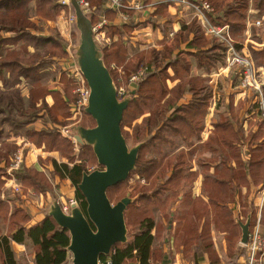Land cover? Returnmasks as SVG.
I'll return each mask as SVG.
<instances>
[{"label":"trees","instance_id":"trees-1","mask_svg":"<svg viewBox=\"0 0 264 264\" xmlns=\"http://www.w3.org/2000/svg\"><path fill=\"white\" fill-rule=\"evenodd\" d=\"M85 1L89 4V11L81 7L95 26L97 17L93 6L100 11L108 0ZM188 1L200 8L203 2L209 3L213 12L203 10V14L211 25L228 26L229 37L236 47L240 46L237 42L243 40L250 5L264 12V0ZM123 7L122 4L120 9L124 12L128 10ZM71 8L75 14L73 6ZM63 10L68 11V7L57 0H0V127H8L0 129V163H10L19 147L2 138L8 130L21 132L28 141L46 151H59L68 162L54 161V173L71 180L85 212L86 202L78 184L84 172L102 167L92 148L80 144L79 152L75 154L74 144L62 138L56 126L36 130L32 125L39 118L44 119L45 125L47 120L63 125L65 122L61 123L59 117L70 118L72 104L77 100L74 82L64 73L60 77L62 90H51L44 79L43 69L53 57L66 55L60 40L57 36L32 32L36 29L33 17L54 20ZM124 27L131 31L134 24ZM73 31H77L75 23ZM183 44L186 49L181 48ZM156 45L161 48L148 47L128 58L124 32H121L118 40L109 46H99L117 88H128L134 74L142 68L147 70L136 84L135 93L130 91L128 94L131 101L121 123L128 144H141L136 169L126 181L108 189L113 204L127 196L134 199L125 213L129 233L134 234L126 243L116 244L115 252L111 254L112 264H129L135 260L139 264H152L153 243L158 232H163L156 227L153 209L157 207L166 219H170L171 208L179 201L186 207V212L180 216L185 219L177 224L174 232L176 244L188 246L200 237L213 264H219L209 234L211 223L207 220L206 227L198 234L197 222L210 215L208 206L213 204L211 221L216 229L227 232L228 249L232 250L238 243L241 237L239 225L224 204L234 199L237 187L250 189L264 185V120L245 137L235 124L238 112L230 106L229 113L221 115L215 123L208 140L194 146L193 140L200 138L204 127L212 89L204 77L191 74L189 57L196 58L197 69L210 72L226 62L228 43L217 36H208L201 21L194 18L172 37L166 35ZM30 47L35 50L31 51ZM251 54L256 65L264 67V48H252ZM168 81L176 83L170 87ZM25 88L27 97L23 95ZM186 93L192 94L191 101L179 104ZM48 96L53 98L52 105L47 102ZM78 125L91 128L96 122L85 112ZM250 126L253 122L249 123ZM207 151L212 153L211 157L203 156ZM194 162L205 172L203 189L209 203L200 197H191L190 187L198 176L193 170ZM4 172L5 169L0 167V189L4 184L1 179ZM17 178L24 192L32 188L38 193L53 191L48 176L37 169L23 166L17 171ZM13 215L19 222L29 220V216L19 209ZM154 228L157 229L155 235L152 233ZM27 236L38 248L36 264H64L67 261L69 234L52 217L47 216L29 229L20 226L11 237L23 241ZM0 250L11 264L12 251L7 237L3 245L0 243ZM240 253L245 255L246 249H241ZM102 259L106 260V256Z\"/></svg>","mask_w":264,"mask_h":264},{"label":"crops","instance_id":"crops-1","mask_svg":"<svg viewBox=\"0 0 264 264\" xmlns=\"http://www.w3.org/2000/svg\"><path fill=\"white\" fill-rule=\"evenodd\" d=\"M57 1L58 3L65 4L68 10L70 9V0ZM122 4L124 5L123 8L128 9L127 11L124 12L120 7L110 8L106 1L102 5L100 11H98L95 5L93 6L95 9L93 13L96 14L97 17V22L94 26L96 30L94 33L95 36L98 35L99 37V41H96L99 46H109L112 42L118 40L119 33L124 32V45L129 51L128 58L137 51L148 47H157L160 49L161 47L156 45L159 40L163 39L166 35L169 36V38L172 37L183 25L189 23L194 18H198L202 23L207 20L203 14V10H200L197 5L189 1L187 3L188 5H182L177 0H122ZM66 13L67 11L63 10L54 20L33 17L36 29H33L32 32L42 36H57V39L60 40L61 46L66 53L63 57H53L52 62L43 69L44 75L46 73H53L54 75L51 79H45L44 77L46 84L51 90H62L63 83L60 81L61 74L64 73L66 77L70 78L66 69L73 63L70 51L75 48V44L73 47H70L71 37L75 40L77 34L68 27L64 19V14ZM261 18H263V26H255L253 22ZM129 23H133L134 28L131 31H126L124 26ZM207 35L209 34L207 33ZM237 43L240 45L237 47L239 50L243 49L247 51L252 48L262 50L264 48V12L261 13L259 9L253 7L252 4L250 5L246 17V28L243 34V40ZM132 47L134 51L130 52ZM181 48L186 49V45L183 44ZM30 50L34 51L35 49L30 47ZM179 50L180 49H177V51ZM73 51H75V49ZM189 61L191 62V74L204 77L212 89V95L204 120V127L200 134V138L193 140L194 146L208 140L210 134L213 132L215 123L221 115L229 113L230 106L235 108L238 112V122L235 124L242 130L245 137L249 134L250 130H256L259 122L264 120L262 112L257 108V101L260 100V96L264 101V67L262 65H256L260 70V79L263 81L262 93L253 92L250 96L249 92L251 91H244L234 87V81L237 77L232 70L227 68L226 62L218 65L210 72H205L203 69H197V62L194 56H190ZM170 73L173 74V71L170 70ZM168 83L169 86L172 87L175 85L176 81H168ZM0 86H2L1 81ZM135 88L136 85L128 86V89L133 92ZM23 95L25 97L28 96V90L26 88L23 89ZM65 99L67 100V98ZM191 99L192 94L186 93L179 101V104L188 103ZM47 102L52 105L53 98L48 96ZM42 113H44V111H42L41 114ZM258 116H260V118H258ZM70 118L60 116V122L65 123L59 126L54 123H49V120H47V125H45L44 119L42 118L37 119L32 125L36 130L45 127L54 128L55 126L59 129L67 125L70 122ZM251 122H253V126L249 127V123ZM78 126L79 125H77V127ZM1 128L8 129L6 125L0 127V129ZM8 131L3 134V139L13 142L16 141L18 145L24 141L23 137L22 139L19 137L20 132ZM11 137H17V139L11 140ZM61 137L68 139L62 135ZM31 143L26 145L25 166L44 172L53 184V191L38 193L32 188L28 190V192L22 191V193H16L12 188V182L9 181L7 172L9 163H0V167L6 171L1 177L4 184L0 189V243L3 245L5 237L10 241V249L13 258L11 264H36V255L38 252V248L34 245L30 237L27 236L23 241H16L12 239V233L20 226L29 229L44 221V219L49 216L48 210L53 201H59L62 206L64 201L70 198H77L76 187L73 186L71 180L62 179L54 173V161L61 163L68 162V159L63 157L57 150L46 151L43 147H37L34 143ZM78 152L75 151V154ZM203 156L211 157L212 153L207 151ZM193 170L198 172V176L190 187L191 197L194 199L200 197L206 203H209V197L203 189L205 172H202L201 167L196 162L193 163ZM210 171H212V169ZM209 174L212 175L213 172H209ZM237 188L234 199L224 204V206L231 211L230 215L232 219L237 222L241 231V237L232 250L228 249L227 232L216 229L215 224L211 221L213 218L211 213L212 209H214L213 204L210 203L208 206L210 215L197 222L198 234L206 227L207 220L211 223L209 234L211 235L213 249L216 254L215 256L219 260V264H246L244 253H240V250L245 248L244 244L241 243V223H245L249 218L251 219V224L256 223L258 219H260L261 223V219H263L261 225L264 230V185H259L256 188L250 189L245 186ZM180 197L182 198V196ZM133 200L132 198V201ZM17 209L29 216L27 222H19V220L14 217L13 214ZM153 212L155 215L156 227H160L163 232H158L153 243L152 251L155 252V254L151 262L152 264H213L200 237L198 241H194L188 246L176 244L174 232L177 224L185 219H181L180 216L186 212V207L183 206L181 201L171 208L170 219H166L165 216L159 212L157 207L153 209ZM129 232L128 227V237L132 239L134 233ZM156 232L157 229L154 228L152 233L155 235ZM111 254H113V252ZM111 254L106 259L112 263ZM0 264H9L2 250H0ZM64 264H72V254L69 251L68 259ZM129 264H139V261H130Z\"/></svg>","mask_w":264,"mask_h":264},{"label":"water","instance_id":"water-1","mask_svg":"<svg viewBox=\"0 0 264 264\" xmlns=\"http://www.w3.org/2000/svg\"><path fill=\"white\" fill-rule=\"evenodd\" d=\"M75 10L77 42L75 56L80 71L90 88L85 112L96 122L91 128L78 126L76 139L90 146L101 168L84 172L78 190L86 202V211L79 205L65 213L59 201L50 205L48 215L69 233L68 251L72 264H107V259L118 243H126L128 227L126 210L132 202L127 196L113 204L108 189L126 181L136 169L141 144L130 147L121 123L131 97L120 98L118 88L105 64L95 40L94 26L78 0H70ZM135 93V91L133 92ZM251 219L241 223V243L249 240Z\"/></svg>","mask_w":264,"mask_h":264},{"label":"built area","instance_id":"built-area-1","mask_svg":"<svg viewBox=\"0 0 264 264\" xmlns=\"http://www.w3.org/2000/svg\"><path fill=\"white\" fill-rule=\"evenodd\" d=\"M80 5L85 7V10L89 11V4L85 0H78ZM180 4L186 3V0H179ZM65 3V2H64ZM110 8H121L122 0H108ZM200 10H207L209 12H213V8L209 3L203 2L202 8L198 6ZM75 14L71 15V21L74 19L75 23ZM253 24L257 27H262L263 22L261 19H258L253 22ZM96 27H94V31ZM210 34L219 37L222 41H226L228 43L227 49V57H226V66L229 70H232L236 75V80L234 81V87L241 90H254L257 93H262L263 81L260 79V70L256 66L254 59L247 53V51L243 49H237V47L232 43L231 38L229 37V27L228 26H215L212 25L209 29ZM98 35L95 36V40H98ZM76 48L75 41L71 40L70 47L74 46ZM74 48V49H75ZM72 49L70 51L71 58L73 63L70 67L66 69L68 76L74 82V91L77 95V100L74 104H72V116L70 118V122L59 128V132L63 137L68 138L74 144L75 151H79L80 143L76 139L75 129L77 125L85 115V109L88 106L89 98H90V88L85 79L84 75L79 69L77 64L75 51ZM147 70L140 69L136 74H134L130 79L129 85L138 84ZM130 89L128 88H118V95L120 98H125L128 96ZM258 110L264 113V101L260 96V100L257 101ZM24 163V149H18L17 152L13 155L10 168H8L9 181L12 182V188L16 193H22L21 184L16 180V173L21 169ZM93 171V169H89L88 172ZM74 205H79V201L77 198H70L67 201H64L62 204V210L65 213H69L71 211V207ZM245 254V262L246 264H264V230L260 223V219L256 221V223L251 227L249 232V240L246 245ZM115 252V249L112 251ZM107 264H112L109 260H107Z\"/></svg>","mask_w":264,"mask_h":264},{"label":"rangeland","instance_id":"rangeland-1","mask_svg":"<svg viewBox=\"0 0 264 264\" xmlns=\"http://www.w3.org/2000/svg\"><path fill=\"white\" fill-rule=\"evenodd\" d=\"M165 1H167V0H165ZM177 1H179V0H177ZM188 3V1L186 0V3H182V5H188L187 4ZM72 6H71V3H70V9L67 11V13L66 14H64V19H65V21H66V23H67V25H68V27L70 28V30L72 31L73 30V25H74V19H73V21H71L72 19H71V15H74L73 14V12H72V8H71ZM75 17V16H74ZM76 19V18H75ZM261 21L263 22V18H261ZM201 23H202V21H201ZM203 26H204V28H205V31H206V33H208L209 35L208 36H212V34H210L211 32L209 31V29H210V27L212 26V25H210L209 24V22H208V20H205V21H203ZM76 34H77V32H76ZM75 37V36H74ZM72 38V41L74 40V38L73 37H71ZM75 41V43L77 42V35H76V39L74 40ZM134 51V48L132 47L131 48V51L130 52H133ZM247 53L248 54H250V56L252 57V54H251V50L249 49V50H247ZM253 58V57H252ZM52 76H54L53 75V73H46L45 75H44V77H45V79H51L52 78ZM71 79V78H70ZM73 81V80H72ZM244 91H246V90H244ZM248 91H251V92H249L250 93V96L252 95V93L253 92H256V91H252V90H248ZM74 93H75V91H74ZM76 94V93H75ZM262 116H264V113L262 112ZM217 118V117H216ZM258 118H260V116H258ZM14 134H16V133H14ZM22 133L20 132V135H19V137H20V139H22V137H23V142H21L20 144H19V147H18V149H24V163H23V166H25V159H26V152H27V150H26V145L28 144V143H31V142H27L28 141V139L22 134ZM18 137V138H19ZM11 140H15V139H17V137L15 138H10ZM15 143H17L16 141H14ZM32 144V143H31ZM17 145H18V143H17ZM129 146L130 147H132L130 144H129ZM17 149V150H18ZM17 150H16V152H17ZM15 152V153H16ZM14 153V154H15ZM10 165H11V162L8 164V166H7V172H8V168H10ZM22 166V167H23ZM21 167V168H22ZM16 180L15 181H18L19 182V180H18V178H17V173H16ZM131 182H133L132 180H131ZM20 183V182H19ZM23 190V189H22Z\"/></svg>","mask_w":264,"mask_h":264}]
</instances>
